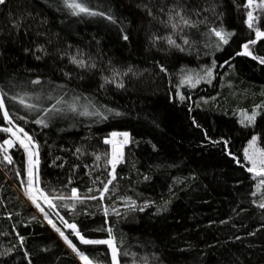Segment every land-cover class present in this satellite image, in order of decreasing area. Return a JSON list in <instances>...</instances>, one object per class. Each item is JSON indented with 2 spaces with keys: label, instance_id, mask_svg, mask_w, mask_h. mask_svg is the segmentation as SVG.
Wrapping results in <instances>:
<instances>
[{
  "label": "trees",
  "instance_id": "1",
  "mask_svg": "<svg viewBox=\"0 0 264 264\" xmlns=\"http://www.w3.org/2000/svg\"><path fill=\"white\" fill-rule=\"evenodd\" d=\"M246 4L87 0L115 22L72 15L63 0L0 4V88L8 97L27 93L40 108L60 96L66 102L44 116L5 98L11 125L36 146L35 179L51 200L52 221L76 224L87 239H113L119 264H264V208L244 159L253 136L264 148V64L253 58H264V39L249 44L251 55L237 54L256 39L247 13L264 31V8ZM220 29L234 33L227 44L213 31ZM185 70L211 75L192 87L182 84ZM253 112L249 123L243 114ZM41 116L47 127L34 122ZM8 125L0 112V128ZM113 132L128 133V142L111 175L104 139ZM0 145V264H80L23 196L24 148L4 131ZM72 189L79 199L69 198ZM64 233L94 263L111 264L107 245Z\"/></svg>",
  "mask_w": 264,
  "mask_h": 264
},
{
  "label": "snow or ice",
  "instance_id": "2",
  "mask_svg": "<svg viewBox=\"0 0 264 264\" xmlns=\"http://www.w3.org/2000/svg\"><path fill=\"white\" fill-rule=\"evenodd\" d=\"M65 7H67L68 9H71V14L72 15H80V14H85V15H89V16H104L105 19H109V20H113V17L111 15H106L103 12H99V11H93L91 10L88 6H87V0H63ZM6 0H0V4H5ZM254 3V0H247V4L245 5V7H251ZM261 4L264 5V0H261ZM149 14H151L150 10H149ZM176 15L180 17L181 22L188 27L193 26V22L190 19H186L184 16H182L180 14L179 11L176 12ZM247 25L250 29H253L255 31V35H256V39L249 41V43L244 44V51L241 53H237L238 55H251L250 51H249V44H255L257 40L259 39H264V31L259 30L258 28H254V17H253V13L252 11H249L247 13ZM173 17L171 14H169V20H172ZM178 25L173 23L171 25V27L173 29H175ZM216 37L219 38L220 41H222L224 44H227L229 42V37H231L232 35H234V33L231 32H225L223 29L220 30H213ZM127 36H124V39H127ZM167 40V43L169 45H174L179 47L178 45H176L175 41L171 38V37H166L165 38ZM185 43H187V41H185ZM254 59H259L260 63L264 64V58H258V57H253ZM72 62L73 63H77L78 66L83 67L84 66V61L80 60L77 61L75 59V57L72 58ZM95 65H93L94 67ZM163 70V69H162ZM129 71H131V69H129ZM126 74V73H125ZM209 75H211V70H209L208 72ZM112 81H109L106 79V83H110ZM32 84H40L41 81L40 80H33L31 81ZM57 87H63V86H57ZM117 87H123L122 83L117 84ZM8 97V93L3 91L2 88H0V112L3 113V119L4 121H6L9 125L12 124V120L10 118V113L9 110L6 107L5 104V98ZM9 99L15 101V103L21 105L26 111H28L30 114H34L35 112L38 111H43L44 116H48L49 113H52L53 115H55V113L57 112H62L63 109L57 107V105L66 103L64 101L63 96H60L58 98H55L54 103H52V105L50 107H46V108H40L38 107L37 104L35 103H30L28 101L32 100L33 97L28 96L27 93H25V95H19L16 94L14 96L8 97ZM35 100L39 101L40 100V96L37 95L35 98ZM47 99L52 100L54 99L51 94H49V96L47 97ZM181 99H183V97H181ZM69 107L71 108L72 111H76V107L74 104L69 105ZM107 112L109 114H112L114 116H119L121 115V113L119 112H114L111 109H108ZM82 115H88L89 113H87L86 111L81 113ZM97 115H99V113H97ZM256 112H253L252 115L247 116L246 115V119L249 123H254L255 122V118H256ZM44 116H41L39 119H36L34 122L38 125H42L43 127H47V123L44 119ZM20 119H23L24 117H19ZM104 118H107V115L104 116ZM243 122V121H242ZM0 131H4V132H8L11 133V135L13 137L16 138V140L19 142L20 146L22 148H24V150L28 153V157H29V169H28V176H29V181H28V189L26 191V194L29 195V198L32 200L33 204H36V206L38 208H40V205L37 203V197L32 195V168L34 165H38L39 161L38 159L36 161L32 160V156L36 155L38 156V152L33 153V151L30 149L29 145H32L33 147H35L34 141L32 139L31 136H29L26 132H24L23 128H17L15 131H13V129L11 127L8 128H0ZM18 133H23V138H21ZM113 139L112 140H105L106 144H112L113 146V151H112V160L110 161L112 163V168H113V173L115 172V166L117 163H119L122 159L123 156V145L126 144L128 142V133H116L113 132L112 134ZM117 136H123L124 140L122 142H120L119 144H117L114 140L115 137ZM4 145H8V146H12V141L11 140H5L4 141ZM4 145H0V149H2L4 147ZM245 157L247 158V160L249 161V163L251 164V167H249L247 170L249 172H254L255 175L257 176H264V148H258L257 147V137L253 136L252 140L249 142L248 148L245 149ZM5 159H7L10 163H11V158L5 156ZM97 159H99V157H97ZM113 178H115L113 176ZM109 183H111V181H109ZM261 183H264V181H261ZM107 185H105L103 191H107ZM40 196H42L45 201L48 202V204L50 206H52L51 204V200L48 199V197L46 195H44L43 192H40ZM60 199H64L63 196L59 197ZM70 199H79L78 193L76 189H72L71 191V196L69 197ZM261 208H264V202H262L260 204ZM41 211H44L43 208H40ZM45 215L47 216V213H45ZM63 220V218H61ZM66 226L68 228L71 229L72 233L79 239L81 244L84 245H100V244H104L107 245L109 249H111V264H119V249L117 248L116 244L114 243V241L112 239H108V240H93V239H87L85 238L84 235L81 234V231L78 230L77 225L76 224H68L66 221H63ZM49 223L52 224V227L55 229V231H57L59 233V235L63 238L64 242L68 245L69 248L72 249V251L76 254V256L80 259V261H82V264H93V260L89 258L88 255H86L84 252L78 250V248L76 247L75 244H73V242L68 238V236H66L64 234L63 231L60 230V228L56 227L55 224L52 223L51 220H49ZM109 232V236H111V229H108ZM21 242H23V237H21ZM126 254V253H125Z\"/></svg>",
  "mask_w": 264,
  "mask_h": 264
},
{
  "label": "rangeland",
  "instance_id": "3",
  "mask_svg": "<svg viewBox=\"0 0 264 264\" xmlns=\"http://www.w3.org/2000/svg\"><path fill=\"white\" fill-rule=\"evenodd\" d=\"M254 7L257 9V10H262L264 8V5L261 4V0H257L254 2ZM242 51H244V47L242 49ZM209 70H204V71H201V72H197V73H194L190 70H185L184 74H183V79H182V84H185V85H189V86H196L197 83H199L202 79H205V78H209L210 75L208 74ZM257 114V112H256ZM246 115L247 116H250L248 114H243V117L246 118ZM244 118V119H245ZM243 120L241 119V122ZM244 123V121L242 122ZM9 127H11L13 129V131H15L17 128H14L12 125H8ZM116 133H125V132H116ZM18 135L23 138V133H18ZM256 137V136H255ZM121 139L124 140V137L123 136H120ZM253 138V137H252ZM252 138L247 142L246 146H245V149L248 148V145H249V142L252 140ZM108 140H112L113 137L112 135L110 137L107 138ZM10 140V139H9ZM12 141V140H11ZM117 143V142H116ZM119 144V143H117ZM127 144V143H126ZM124 144L123 145V149L122 151L124 150V146L126 145ZM12 145H13V141H12ZM109 146V165H110V173L111 175H113V168H112V163L110 162L112 160V151H113V146L112 144H107ZM11 146H8V145H5V148H10ZM30 149L33 151V153H36V146L33 147L32 145H29ZM257 147L260 148L259 144H258V141H257ZM245 149H244V153H245ZM27 154V162H28V169H29V157H28V153L26 152ZM124 158V154L122 156V159L121 161L123 160ZM244 159H245V162L247 163L248 165V168L251 167V164L249 163V161L247 160V158L245 157V154H244ZM32 160L33 161H36V155H33L32 156ZM120 161V162H121ZM119 162V163H120ZM117 163L116 166L119 164ZM115 166V168H116ZM35 171H36V165L33 166L32 168V172H33V175H32V195L36 196L37 197V203L40 205V208H43L44 211H41L40 208H38L36 206V204H33L32 200L29 198V195L23 193V196L24 198L31 204V206L34 208V210L37 212V214L41 217V219L56 233V235L60 238V240L63 242V244L67 247V249L70 250V252H72V254L76 257V259L78 260V262L80 264H82V261H80V259L76 256V254L72 251L71 248L68 247V245L64 242L63 238L59 235V233L57 231H55V229L52 227V224L49 223V220H51V218L49 217V215L47 214V216L45 215V213H49L51 214L52 213V209H51V206L48 204L47 201H45V199L40 196V190L38 188V185L36 183V179H35ZM254 174V176L256 177L257 179V194H258V197H259V202L262 203L264 202V183H261V181H264V176H257L255 175L254 172H252ZM49 199V198H48ZM50 200V199H49ZM52 221V220H51ZM64 220L62 219H57L56 218V222L55 221H52L53 224L56 225V227L60 228L61 231L65 232L67 230H71L70 228H68L66 226V224L63 222ZM69 224V223H68ZM65 234V233H64ZM113 240V239H112ZM114 241V240H113ZM115 243V242H114ZM93 264H96L93 262Z\"/></svg>",
  "mask_w": 264,
  "mask_h": 264
},
{
  "label": "water",
  "instance_id": "4",
  "mask_svg": "<svg viewBox=\"0 0 264 264\" xmlns=\"http://www.w3.org/2000/svg\"><path fill=\"white\" fill-rule=\"evenodd\" d=\"M106 139H107V138L104 139V143H105V140H106ZM105 144H106V143H105Z\"/></svg>",
  "mask_w": 264,
  "mask_h": 264
}]
</instances>
